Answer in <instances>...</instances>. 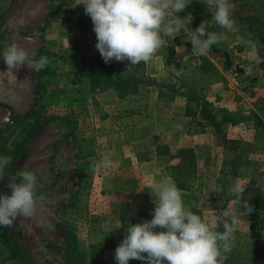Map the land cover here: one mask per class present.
<instances>
[{
    "label": "rangeland",
    "instance_id": "374dc122",
    "mask_svg": "<svg viewBox=\"0 0 264 264\" xmlns=\"http://www.w3.org/2000/svg\"><path fill=\"white\" fill-rule=\"evenodd\" d=\"M53 12L59 13L57 18ZM52 18L56 24L48 28L47 19ZM89 32L96 36L91 18L78 8L76 0H0V49L15 42L28 52L30 61L47 42L65 57L56 63L54 85L39 94L41 122L28 139L25 129L35 119L24 122L20 117L34 103L36 72L29 61L9 68L0 58V154L13 153L0 172V193H11L9 184L19 181L20 170L32 171L37 177L34 214L18 216L8 225L28 264H70L62 256L66 240L63 223H58L62 217L75 227L81 249L88 253L92 247L100 248V263L116 264L114 250L127 226L151 219L155 207L153 196L145 189L151 179L135 180L138 174L128 170L129 151L105 145L109 136L102 131L86 95L89 84L84 83L83 60L93 57V48L87 46L90 51L83 54L80 49L88 42ZM239 80L227 95L225 104L233 107L235 115L223 132L230 137L239 134L244 142L222 150L215 147L214 135L200 140V164L196 158L195 166L187 168L189 189L181 192L184 207L213 226L219 223L222 211L236 216L229 264H241L239 251L251 255L253 249L264 264V70L249 68ZM66 115L71 117L70 123ZM75 137L87 139L95 153L79 159ZM20 143L22 151L17 150ZM104 158L111 162L109 167L102 166ZM168 164V160L157 164L159 179L153 183L169 178ZM143 165L136 168L145 170L147 164ZM237 178L245 188L239 198L229 191ZM259 188L263 191L261 207L253 199ZM141 262L132 259L129 264ZM0 264H22L6 259L2 241Z\"/></svg>",
    "mask_w": 264,
    "mask_h": 264
},
{
    "label": "crops",
    "instance_id": "0c3cea01",
    "mask_svg": "<svg viewBox=\"0 0 264 264\" xmlns=\"http://www.w3.org/2000/svg\"><path fill=\"white\" fill-rule=\"evenodd\" d=\"M187 2L180 13L169 12L165 16V22L175 21L179 25V32L171 37L161 34L162 43L147 62L130 65L126 60H113L108 63L111 74L131 83L132 88L119 91L117 84L111 83L105 89L92 91L89 78H83L89 84L86 95L90 97L96 118L109 136L105 145L126 148L131 163L128 170L138 174L135 180L151 179L149 184L159 179L156 166L165 160L169 161L167 175L175 183L172 167L180 162L176 157L179 148H193L199 165L198 149L203 147L200 140L214 135L215 147L222 150L231 147L234 143L231 140H237L238 146L240 140L243 143L239 134L230 137L223 132L229 127V117L235 115L233 107L225 104L227 95L231 86L240 81L244 70H264V62L258 63L242 42L249 37L257 40L264 55V0H232L233 28L221 29L213 21L209 30L219 34L218 42L203 55L191 53V29L211 20L214 9H207L201 0ZM55 18L48 28L56 24ZM86 36L88 42L80 51L88 53L87 46H91L93 57L83 60L84 70L88 61L101 57L95 47L96 36L90 32ZM83 103L86 105L84 100ZM218 137L222 139L218 141ZM166 149L169 151L160 152ZM143 164H147L145 170L136 168H143Z\"/></svg>",
    "mask_w": 264,
    "mask_h": 264
},
{
    "label": "clouds",
    "instance_id": "9594fccd",
    "mask_svg": "<svg viewBox=\"0 0 264 264\" xmlns=\"http://www.w3.org/2000/svg\"><path fill=\"white\" fill-rule=\"evenodd\" d=\"M201 2L214 11L211 20L191 29L193 55L206 54L218 42L219 34L209 30L213 21L221 29L231 30L234 26L232 0ZM187 4V0H77L76 3L91 18L95 47L104 62L126 60L130 65L147 62L160 47L161 34L171 37L179 32V25L175 21L165 22V16L169 12L180 13ZM242 42L258 63L264 62L257 40L249 37ZM0 58L9 68H15L29 61V54L12 42L0 49ZM48 62L43 55L29 61L35 71ZM9 162V156L0 154V172ZM110 163L107 158L101 161L103 167H109ZM18 176L19 181L9 184L10 194L0 193V226L11 225L18 216L30 217L36 210V175L20 170ZM148 187L155 205L152 218L127 226L126 235L114 250L116 264H129L132 259L146 264H224L226 254L231 251L236 216L227 210L219 213L217 219L223 231H218L201 215L184 207L181 190L169 178ZM229 191L241 197L245 188L239 178Z\"/></svg>",
    "mask_w": 264,
    "mask_h": 264
},
{
    "label": "trees",
    "instance_id": "16d2710c",
    "mask_svg": "<svg viewBox=\"0 0 264 264\" xmlns=\"http://www.w3.org/2000/svg\"><path fill=\"white\" fill-rule=\"evenodd\" d=\"M54 13V12H53ZM59 13H57L58 16ZM55 15V16H54ZM54 17L56 13L53 14ZM50 19H47V24H49ZM41 55L46 56L48 58V64L41 69L40 71H35L37 75V82H36V89L34 90L35 99L32 107L29 111H27L24 115L20 118L21 120L28 121L30 119H35L33 122L28 121L31 128H26L25 132V139H28L33 135V133L37 130V126L41 122L39 119V107L38 100L39 94H42L48 86H52L56 80V63L62 59H65L64 55H62L58 50H53L46 45H43L37 52L38 59ZM85 76H87L90 80V88L91 90H102L105 89L109 84L116 83L117 90H126L132 88L133 85L131 83L120 80L115 78L110 72V66L108 63H105L101 57H97L96 59L90 60L86 63L85 68ZM80 81L79 79H77ZM37 109V110H36ZM66 121L71 122L72 119L69 115H66ZM229 117L228 122L231 121ZM77 142V152L76 156L79 159H85L95 153L93 146H88L87 139L81 137H75ZM235 143V148L238 147L237 140H231ZM240 143H242L240 141ZM239 143V144H240ZM17 150L22 151L21 143L17 146ZM169 150H160V152L166 153ZM13 153H9L11 156ZM176 157L180 158V162L178 164L173 165L172 167V177L175 180V184L179 189H188V180L186 179L187 175L189 174L188 167L195 166L196 164V155L195 151L191 147H183L177 150ZM7 168V166L5 167ZM4 168V169H5ZM185 178V179H183ZM149 190L147 187L145 188ZM263 191L259 188L257 189L256 193L253 195V199H255L256 206L261 207L259 197ZM194 212V211H193ZM196 212V211H195ZM63 218V220H61ZM58 220V223L62 222V228L66 232V240H65V247L63 248L62 256L70 262V264H101L100 257H101V249L92 247L89 249L87 253L83 249L80 248L79 239L76 233V229L71 223L68 222L64 217ZM263 218V217H262ZM264 223V218L262 219ZM57 223V224H58ZM218 231H223V226L219 222L216 226H214ZM0 241L4 243L5 246V254L6 259H13V260H21L22 264H28L26 262L27 255L23 248L21 247L19 241L12 235L10 232L8 225L0 226ZM236 250V248L234 249ZM239 250V249H237ZM233 251L226 254V259L224 260V264H229V258L232 257ZM239 258L241 264H263L261 262L260 255L255 253V249H253V253L251 255L242 254V251H239ZM141 264H146V262L142 261Z\"/></svg>",
    "mask_w": 264,
    "mask_h": 264
},
{
    "label": "built area",
    "instance_id": "2783aa9c",
    "mask_svg": "<svg viewBox=\"0 0 264 264\" xmlns=\"http://www.w3.org/2000/svg\"><path fill=\"white\" fill-rule=\"evenodd\" d=\"M76 3H77V0H76ZM78 6V8L80 9V10H82L83 12H84V9H83V6L82 5H77Z\"/></svg>",
    "mask_w": 264,
    "mask_h": 264
}]
</instances>
